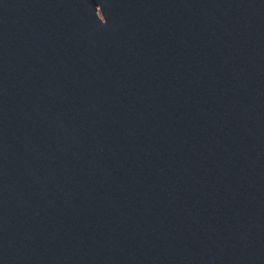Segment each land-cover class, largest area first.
Segmentation results:
<instances>
[{
  "label": "water",
  "instance_id": "water-1",
  "mask_svg": "<svg viewBox=\"0 0 264 264\" xmlns=\"http://www.w3.org/2000/svg\"><path fill=\"white\" fill-rule=\"evenodd\" d=\"M0 264H264V0H0Z\"/></svg>",
  "mask_w": 264,
  "mask_h": 264
}]
</instances>
